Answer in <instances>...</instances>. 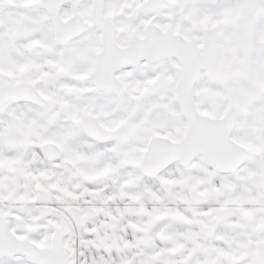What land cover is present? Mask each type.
<instances>
[{"label":"water","instance_id":"water-1","mask_svg":"<svg viewBox=\"0 0 264 264\" xmlns=\"http://www.w3.org/2000/svg\"><path fill=\"white\" fill-rule=\"evenodd\" d=\"M83 0H36L32 4L35 7L45 8L53 19L56 40L61 44L80 35L84 29L82 13L78 6ZM92 15L94 21L102 29V48L98 53L96 67L83 81L93 84L91 88L80 90L77 94L89 91H121L122 81L116 71L127 66L139 67L142 60L146 65L162 62L166 59H175L172 66L174 76L161 73L154 81L150 82L145 94L159 91L163 88L174 89V100L177 102L186 124L179 137L156 132L150 135L138 166L144 174L150 177L159 175L175 162H179L186 169H195L199 158L201 162L220 173H234L248 160L252 158V152L248 145L234 137L233 132L240 114L236 104L231 103L223 113L212 115L199 109L196 100V83L202 78L203 73L214 82H222L226 75L225 56L218 43L216 29L213 26H202L200 21L193 22L195 30L203 32L202 43H198L196 35L187 36L183 31L168 25L163 27L155 18L162 11L173 9L177 0H143L134 8L135 13L144 12L154 14L146 23L145 34L133 37L127 44L120 45L116 38V26L111 14L104 12L106 0H92ZM71 3L74 7L73 14L63 19L60 14L61 6ZM6 3L0 6L4 10ZM75 24V25H73ZM13 101H30L39 105L47 103L46 96L39 90L36 83L30 79L8 81L0 75V108L5 103ZM85 132L99 141L117 140L120 144L130 141L132 131L126 124L117 127H106L93 113H86L81 121ZM124 131L125 137L119 139L117 133ZM39 148L44 157L54 161L62 155V147L55 140H44L39 143ZM112 179V176L107 177ZM113 181H117L115 178ZM54 186H38L33 203L41 216H57L61 219L68 218L77 225L78 217L82 216L85 223L91 217L97 215V209L91 200L99 201L100 189L85 187L83 195L92 199L88 200L86 212L80 214L75 204L61 205ZM194 203H204L211 192L202 193L192 188ZM75 200V198H73ZM76 210V211H75ZM12 213L0 212V255L23 253L32 257L27 245L28 242L18 239V236L10 228ZM230 217L243 219L241 210L236 204L220 206L215 216L202 225V232L207 237H213L220 223ZM162 241H166L164 237ZM264 241L258 243L255 260L264 264L260 258V249ZM35 248V247H34ZM264 249V248H263ZM42 264H50L47 261L38 260ZM122 264H125L123 262Z\"/></svg>","mask_w":264,"mask_h":264},{"label":"crops","instance_id":"crops-1","mask_svg":"<svg viewBox=\"0 0 264 264\" xmlns=\"http://www.w3.org/2000/svg\"><path fill=\"white\" fill-rule=\"evenodd\" d=\"M194 2L203 4L201 12L196 9L194 15L205 24L214 26L218 41L222 43L221 49L226 62L223 86L229 90L228 96L223 100L222 111L231 103L237 105L240 114L233 135L250 147L254 159H263L264 93L260 91H264V0H177L175 7L184 3V10L187 11L188 6L190 7ZM190 11L193 14L192 9ZM232 19L238 21L235 32L227 23ZM52 41V27L46 11L30 6L27 0L15 2L6 12L0 14V70H5L7 73L23 71L31 47L37 43L48 44ZM49 61L47 57L42 60L44 72L47 71ZM39 85L44 93L55 98L57 85H48L46 82H39ZM151 117H158L162 121L163 116L154 114ZM171 127L168 134L178 137L182 134L185 125L180 118L178 122L175 120ZM163 128L165 130L167 127ZM47 139L55 140L64 150L59 160L62 164L60 167L49 162L37 145L39 141ZM79 157L82 160L74 161ZM119 164L120 158L113 142H96L79 126L61 122L60 114H57L54 108L40 106L30 101H9L0 108V203L2 204L12 206L30 202L38 186L76 190L80 188V184L87 185L84 181H88L82 180L81 177L70 179V173L64 169L65 165L69 169L72 166L81 171L97 173L108 166L117 168ZM89 180L94 182L92 179ZM110 188L112 192L115 191L114 187ZM110 192H103V201H108ZM174 214L175 219L180 221L178 219L180 214L178 212ZM157 224L147 223L146 228L151 232L150 235L162 228L168 229L166 224ZM156 225L159 228L155 229ZM184 227L181 222L174 224V230L179 234ZM223 227L225 228L222 225L220 230ZM169 230L172 231V228ZM234 233L235 230L230 232V236L224 235L218 238L219 240L205 235L207 239L216 240L215 250H201L199 247L195 248V244L192 243L183 255L167 254L164 262L152 252L156 244L151 235L146 244L139 242L136 247L143 251L144 246H149L148 253H132L133 256H126L125 261L127 264H166L165 261L173 259L179 264H216V261L222 260L225 253L233 250V244H236V239L232 236ZM160 235L166 236L159 234L158 240L162 244H168L169 240L162 241ZM175 237L172 239V245L177 244V237L181 238L182 234L179 236L176 233ZM140 243H142L141 248Z\"/></svg>","mask_w":264,"mask_h":264},{"label":"flooded vegetation","instance_id":"flooded-vegetation-1","mask_svg":"<svg viewBox=\"0 0 264 264\" xmlns=\"http://www.w3.org/2000/svg\"><path fill=\"white\" fill-rule=\"evenodd\" d=\"M21 0H0V6H3V2L6 3L3 11H0V14L6 12L10 5L15 4V2ZM36 0H30L29 5L38 8L44 9L48 16V19L51 23L53 41L52 43L44 44L37 43L32 46L30 49L29 57H26L25 69L23 71L16 70L15 72L7 73L5 70H0V75L4 76V78L8 81H18L20 79H30L36 83L39 90L46 96L47 103L45 105L40 106H48L49 108H54L57 114H60V120L63 123H67L70 125H77L85 132L81 121L86 113H93L98 120L105 125L106 127H117L121 124H126L132 131L133 137L130 141L126 143L120 144L118 139L110 140V141H99L94 138L96 142L99 143H108L113 142L115 144L116 152L120 153L121 148L126 144L132 143L136 138V133L132 128L131 124L126 122L125 120L116 121L110 120L106 122L104 119H101L98 114L93 111L84 110L83 109V99L86 94L89 93H101L104 95H108L110 97H114L123 101L124 110L131 116H135L137 111L139 112L137 115L132 118V120L137 121V125H139L137 132V145L140 146V158L135 161L134 165L141 172L142 180L146 181V178L152 179L159 177L163 172H165L168 168L162 171L159 175L155 177L147 176L142 172L138 163L143 155L144 149L146 147V99L154 94L162 92L163 90L170 89L168 87L163 88L159 91L150 93L148 95L145 94L146 88L149 86L150 82L154 81L161 73H165L166 75L174 76V74L165 71L163 68L167 65L166 60L162 62H156L151 65H146V60H142L139 67L135 66H127L120 68L116 71L117 76L122 81L123 87L121 91H89L81 94H77L81 89H88L93 86L89 81H83L86 76H88L92 70L96 67L98 53L102 48V29L99 25L94 21L92 15V0H83L78 6V10L82 13L83 21H84V29L82 33H84L88 28H93L95 35L97 37V47H93L91 44L84 45H71V40L66 44H61L56 40L55 26L53 19L45 8L35 7L33 6V2ZM107 1V0H106ZM143 0H122V6L125 7L124 11L119 8V4H121V0H116V12L115 14L104 12L106 14H111L113 21L116 26V38L120 45L127 44L133 37L142 36L145 34L146 23L153 17L154 14H146L144 12L135 13L134 8L137 4L141 3ZM106 7V4H105ZM74 7L71 3H64L61 6L60 14L63 19H67L74 12ZM168 10V9H167ZM167 11L164 10L161 12L159 16L155 18V21L158 22L163 27H167L174 25L167 21V23H163L164 20L168 18L166 14ZM164 18H161L163 17ZM159 18L161 21H159ZM163 20V21H162ZM194 20L191 19L188 22L191 25V32L186 33L182 29L187 36L196 35L198 38V43H202L203 32L201 30H195L193 28ZM75 25V24H73ZM202 25V24H201ZM203 26V25H202ZM177 29V27H174ZM81 33V34H82ZM80 34V35H81ZM79 36V35H78ZM76 36V37H78ZM74 37V38H76ZM73 38V39H74ZM96 43V42H94ZM85 47H89L90 50H85V55H82V51ZM74 51V52H73ZM76 53V55H75ZM78 54V56H77ZM76 56V57H74ZM49 58L50 61L48 63L47 71L44 72V68L42 66L43 58ZM170 65L172 66L173 62H176L175 59H168ZM68 63L69 65L65 64ZM173 67V66H172ZM153 72V74L150 72ZM39 82H46L48 85H57L58 91L55 93V98L44 93L40 88ZM36 104V103H35ZM39 105V104H38ZM131 105V106H129ZM122 114V113H121ZM160 132L164 134V131L155 130L151 132L148 136L153 133ZM86 133V132H85ZM87 134V133H86ZM88 135V134H87ZM169 135V134H168ZM89 136V135H88ZM119 139H123L125 137L124 131L120 130L117 133ZM171 136V135H170ZM173 137V136H172ZM179 137V136H178ZM176 138V137H174ZM50 140V139H47ZM44 141V140H41ZM38 142V147L39 143ZM63 148L62 155L54 160L49 161L51 163L56 164L60 167L59 160L63 156ZM253 154L252 158L253 159ZM197 163V167L195 169H186L182 164H180L181 169L185 172H191V176H197L195 181H188L186 184V206H191V209L197 210L198 206L206 204L210 202L212 199L216 198L218 195V190L214 186L206 185L207 179L213 180V173L220 172L215 171L209 166L204 165L199 158L195 160ZM179 163L175 162L174 164ZM123 164V161H122ZM121 160L119 167L114 168L113 166H108L101 170L100 172L94 173L89 172L84 174L81 169L74 167V171L76 174L80 175L82 180L92 179L94 182L108 181L111 182V186L105 188L106 192H110L111 194L108 196V200L105 204H103V185H81L80 188L76 190L72 189H61L56 188L55 192L59 198V203L56 204V207L61 208V205H71L75 204L78 206V210L80 214H84L86 212V205L88 204V200L92 198L88 195H83V191L85 187L90 189H100L101 198L99 201L91 200V204L97 209V215L91 217L84 224L81 223L83 221V217H78L79 225H77L74 221H70L68 218L64 219L61 223V219L57 216H41L40 213L36 210L33 198L30 202L17 204V205H5L0 203V212H11L12 216L10 217V228L15 232L18 236V239H23L28 242L27 247L32 250V257H29L23 253H14V254H1L0 255V264H42L38 260L47 261L50 264H98V259L102 258L103 252L110 253L113 255V250L117 252V244L113 242L115 234L117 232V199L119 194L123 195L122 190L118 188V182L120 179L132 180V176L130 177L128 174L122 172ZM173 165V164H172ZM202 167V168H201ZM68 168V167H67ZM66 170V168H65ZM235 173V172H234ZM75 174V175H76ZM228 174V173H227ZM198 175H202L199 179ZM112 176V179L115 178L117 181H113L112 179H108L107 177ZM203 178V179H202ZM71 179V177H70ZM210 184V182L208 183ZM105 185H108L106 183ZM222 185V186H221ZM221 187L226 192H231V189L228 185L223 184L221 182ZM114 187L115 191L112 192V188ZM192 188H196L198 191L202 193L211 192L210 198L204 203H194L192 198ZM75 198V200L73 199ZM221 199V198H220ZM116 204V205H113ZM110 204V206H109ZM227 204H236L242 212L243 219H239L238 217H230L228 219L235 220H245L246 216L243 214L241 206L244 205H260L261 208H264V202L259 204H252L250 201H238L235 203H226L223 202L215 208V211L211 213V216L201 224H199V228L202 232V225L208 223L210 219L215 216L217 209L220 206ZM110 209V210H109ZM76 211V210H75ZM197 221V217L195 218ZM228 219L222 221L220 225L216 229V233L213 237H218V230H220L221 226L228 221ZM264 230L257 236L254 250V262L255 264H260L255 260V254L258 249V243L260 241H264V236L262 235ZM103 234H105L103 236ZM205 235V234H203ZM160 237H164L161 236ZM167 242L168 237H164ZM264 244V243H263ZM35 247V248H34ZM115 248V249H114ZM264 245L260 249V258L264 260ZM127 262L125 260L122 263ZM121 263V264H122Z\"/></svg>","mask_w":264,"mask_h":264},{"label":"rangeland","instance_id":"rangeland-1","mask_svg":"<svg viewBox=\"0 0 264 264\" xmlns=\"http://www.w3.org/2000/svg\"><path fill=\"white\" fill-rule=\"evenodd\" d=\"M27 1L30 2V0ZM115 3L116 0H107L105 11L115 14ZM119 8L123 11L125 9V7L122 6V0L121 4H119ZM184 9L185 5L182 3L173 9L166 10L168 18L163 19V23L166 24L168 21L172 23L174 27H177V29H182L186 33L191 32V25L188 23L191 21V19L194 21H200L203 26H212L205 24L204 21L200 20L194 15L196 9L201 12V9H203L202 3L198 4L194 2V4H192L190 7L188 6L187 11ZM189 9H192L193 14ZM161 18H164V16ZM159 21H161L160 18ZM227 23L232 28V31L235 32L238 21L232 19ZM218 43L221 48L222 43L219 41ZM84 44H94L93 47H97V37L92 27L88 28V30H86L84 33L71 40V45ZM85 50H90V48L85 47L82 51V55H85ZM166 61L167 65L163 69L174 74V69L170 65L169 60L166 59ZM65 64L69 65L68 63ZM236 67L238 69L239 66L237 65ZM150 72L151 70H149V73ZM151 73L153 74V72ZM223 81H211L206 73H203L202 78L196 83V100L201 111L212 115H219L224 112V110L222 111V103L225 97L228 96L227 94L229 93V90L227 87L224 88ZM247 91L249 92V90ZM173 93L174 89L170 88L154 94L146 99V142L150 137L148 135L151 131L153 132L154 130H161L166 133H170L172 128L171 126L173 123H175V120L178 122L181 118L184 122V125L186 124V121L181 114L180 108L177 102L174 100ZM260 93L263 94L264 91L262 90ZM82 103L84 110L95 112L106 122L110 120H125L131 124L136 133V138L134 141L122 147L119 153L121 164L123 161L121 170L130 177L132 176V180L121 178L118 182V188L122 190L124 194H119L116 203L118 223L116 232L117 234H115L113 242L117 244V252L113 250V255L103 252L102 258L98 259V264H121L122 261L125 260L126 256H133L132 253H146L149 250V246H142L143 249H145L143 251L136 249V247H138L139 242L146 244V241L150 239L151 235L154 237L156 244V248H154L152 252L157 254L158 259L162 262H164L165 256H173L175 254L178 256H180V254L183 255L186 249L192 246V243L195 244V248L199 247L201 250H215L216 244L214 241L216 240L207 239V237L201 233L199 224L206 221L208 217L211 216V213L215 211V208L218 205L223 202L235 203L240 199L246 202L250 201L252 204L264 202V158L258 160L253 158L246 161L235 173H213V180L207 179L206 185H212L216 187L219 196L216 195L215 199H212L206 204L198 206L197 210L191 209V206L185 205L187 200L185 189L187 182L195 181L197 176H191V172H184L181 169L180 163L171 165L157 178H146V181L142 180L143 177H141V172L134 165L135 161L140 158V146L137 145V132L139 125H137V121L132 120V118L134 119L136 115L138 117V111L133 117L125 112L123 101L101 93L86 94ZM154 114L162 115V121L158 119V117L152 118L151 116ZM165 126L167 128L163 130V127ZM91 158L94 160V162H96L92 156ZM79 160L82 159L80 157L74 159V161ZM65 161L66 160H64L63 163H65ZM65 168L66 171L70 173L69 176L72 180H75L78 177L80 178V175L75 173L72 166L70 167L71 169H67L65 165L64 169ZM83 172L84 174H87L89 171L87 170ZM198 177L200 179L203 176L198 175ZM87 181L88 182L84 181V183L87 185L89 184V186L96 185V183L98 185L102 183V191L104 193H108L105 191V188L109 185L111 186V182L108 181H101V183H92L89 179ZM209 182L210 184H208ZM221 182L228 185V187L231 189V192H226L224 189L219 187ZM106 183H108V185H105ZM81 185L83 184H80L79 187ZM102 203L105 204L106 200H104ZM116 204L113 203V205ZM241 208L243 214L246 216V219L243 221L232 218L228 219V221L223 224L225 228L223 227L222 230L218 232V236L220 237L215 238H222V236L227 234L230 236V232L232 233L233 230H235V233L232 236L235 237L236 244H233V252L229 251V253L232 255L229 253H225L226 255L224 256L221 255L222 260L216 261V264H255L254 250L256 239L262 230H264V208H261L260 205H244L241 206ZM176 212L180 214L178 217L180 221L175 219L174 213ZM196 217L197 221H195ZM154 222L160 225L166 224L168 229L162 228L160 229L161 231L158 229L159 231H155V233L150 235L151 232L146 228L147 223L152 224ZM178 222H181L183 225H185V227L183 228L182 232H180L182 237H177V244L174 243L175 245H172L173 243L171 244V242H173L172 239L176 238V233L181 236L179 232L174 230V224L177 225L179 224ZM171 223L173 224L172 226ZM157 225L155 229L159 228ZM170 228H172V231L169 230ZM159 234L166 235L168 237L169 243L162 244L158 240ZM104 235L105 234H103V236ZM262 235L264 236V233ZM142 243L139 245L140 248ZM203 243L206 244L203 245ZM122 247L125 249L123 250ZM165 262L166 264H179V262H175L173 259Z\"/></svg>","mask_w":264,"mask_h":264}]
</instances>
